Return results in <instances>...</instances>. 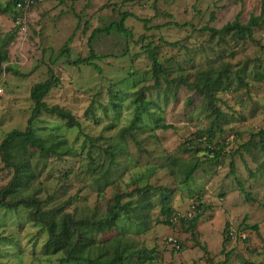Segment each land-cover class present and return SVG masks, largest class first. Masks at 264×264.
<instances>
[{
    "label": "rangeland",
    "instance_id": "1",
    "mask_svg": "<svg viewBox=\"0 0 264 264\" xmlns=\"http://www.w3.org/2000/svg\"><path fill=\"white\" fill-rule=\"evenodd\" d=\"M124 12L131 13L125 21L130 34L113 28L94 37L100 70L70 64L90 54L96 28L119 22ZM26 16L21 30L14 14L0 10V49L7 52L0 64V143L8 132L26 129L31 89L50 69L61 83L45 101L71 110L80 126L50 114L35 120L39 134L65 138L73 149L62 158L31 149L35 177L22 193L35 195L56 218L82 219L103 217L116 194L132 191L133 217L136 188L164 183L173 190V213L162 211L159 195L150 198L155 207L142 208V217L136 213L146 227L127 220L100 232L93 255L102 248L112 253L114 239L123 237L136 249H154L155 264H264V27L243 41L203 30L237 17L264 19V0H35ZM155 57L162 66L158 80ZM209 71L224 75L228 86L215 95L217 110L200 90ZM141 92L151 114L143 128L124 131ZM158 122L171 127L156 128ZM200 131L211 134L209 147L221 149L218 157L205 139L196 142ZM196 161L202 164L185 182ZM13 173L0 155V190ZM49 237L29 209L0 210V264H76L66 262L64 251L48 250Z\"/></svg>",
    "mask_w": 264,
    "mask_h": 264
},
{
    "label": "trees",
    "instance_id": "2",
    "mask_svg": "<svg viewBox=\"0 0 264 264\" xmlns=\"http://www.w3.org/2000/svg\"><path fill=\"white\" fill-rule=\"evenodd\" d=\"M22 3V7L18 5ZM26 0H12L7 3L5 7L0 5V10L4 13L14 14V22L16 28L28 26L27 11L33 6L30 5L24 8ZM131 15V13L124 12L119 22H113L109 27L98 29L96 28L88 39V45L90 48V54L86 57H80L77 60L70 61L72 65L88 64L93 65L95 68L100 70V66L94 61L101 56L95 52L94 49V37L97 32L110 31L116 28L118 31L124 34H130V31L126 27L125 21ZM264 27V19L261 16H252L247 22L243 23L237 17L233 22L228 23L221 29H215L213 27L205 26L203 30H209L212 35L215 34H229L233 39L238 41L246 40L251 38L256 27ZM72 37L70 38V40ZM68 44V42H67ZM171 46H177V42H168ZM67 46V45H66ZM68 48L65 47L61 52H68ZM7 59V52L3 54L0 49V64ZM154 71L157 74L156 79H159V73L162 71V66L157 57L153 61ZM8 70L13 71L15 74H19L17 69L14 67H8ZM212 71L205 75L202 73V86L197 83L195 84L209 99L215 110H217L214 104L215 95L218 91L228 89L225 85V76L219 75L218 78L213 77ZM212 75V76H211ZM61 83L60 78L55 72L50 69V75L47 79L39 81L31 89V100L33 102L32 113L28 120V124L25 130L14 129L6 134L2 142L0 143V155L5 166L14 170L13 177L10 182L0 190V210L2 209H18L24 207L29 209L31 220L37 224L46 226V229L50 233L49 241L47 243V249L52 252L64 251L66 256V262L76 264H131L136 258V264H155V258L152 257L151 253L154 249H136L130 242L123 237H117L114 239L115 248L112 253L109 252L108 248H102L101 252L93 255L95 246L97 243V235L100 232L112 230L115 227H120L121 224H127V220L133 222V226H138L139 229L145 228L148 224L146 221L139 223L138 214L141 217L144 215L142 208L148 206L151 210L155 207V203L150 201L152 197L159 195L161 197V208L165 214L171 215L173 210L169 206L170 194L172 189L163 186L161 183L159 186L149 184L144 186H138L136 193L140 197L137 205L133 206V217L130 215L132 210L131 196L134 193H118L114 196L113 200L107 207L106 214L100 218H92L85 216L82 219H76L70 213H64L61 218H56L52 213H48L42 207V202L31 194L22 193V187L29 185L32 179L35 177V170L33 169L30 162V150L37 149L43 154L49 156H57L62 158L72 152L73 147L67 144L65 138H61L55 135H41L38 130L33 127L34 122L37 118H40L43 114L56 115L61 120L65 121V124L72 127H79L80 122L75 118L71 110L61 107L59 105H49L45 98L51 92L52 89L59 86ZM150 101L145 99L143 92L136 98L135 113L131 121V124L124 129V131L133 128H143L144 118L151 114ZM171 125L164 123H157L156 128L168 129ZM196 142H202L203 139L207 142V149L216 153V157L219 156L221 149H211L209 145L212 143L211 134L208 132L200 131L196 133ZM194 139V138H193ZM192 139V140H193ZM211 142V143H210ZM188 152H192L189 149ZM115 154L111 155V162H114ZM201 161H196L195 164L186 173L185 182L194 176L196 170L200 167ZM108 184V183H106ZM18 195L13 197L14 194ZM126 196H129V201L126 200ZM200 198V196H199ZM196 217L195 220H197ZM166 224L172 225L171 221H165ZM131 224V223H130ZM228 227V225H227ZM253 228H258L257 225H253ZM226 231V230H225ZM179 241V240H178ZM227 239H224L226 242ZM181 244V242L179 241ZM182 249V244H181ZM180 249V250H181ZM206 249V248H205ZM207 250V249H206ZM253 264V263H246Z\"/></svg>",
    "mask_w": 264,
    "mask_h": 264
},
{
    "label": "built area",
    "instance_id": "3",
    "mask_svg": "<svg viewBox=\"0 0 264 264\" xmlns=\"http://www.w3.org/2000/svg\"><path fill=\"white\" fill-rule=\"evenodd\" d=\"M35 4V0H26V4H25V6H24V8H27V7H29L30 5H34ZM22 7L23 5H22V3H20L19 5H18V7ZM169 241H170V243L172 244V246H173V248L176 250V251H178V250H180L181 249V244L179 243V241H178V239L177 238H175V237H170L169 238Z\"/></svg>",
    "mask_w": 264,
    "mask_h": 264
}]
</instances>
